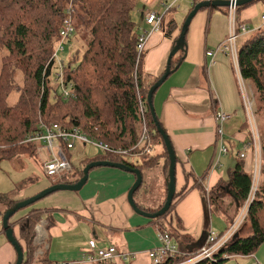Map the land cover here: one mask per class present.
<instances>
[{
  "label": "trees",
  "instance_id": "1",
  "mask_svg": "<svg viewBox=\"0 0 264 264\" xmlns=\"http://www.w3.org/2000/svg\"><path fill=\"white\" fill-rule=\"evenodd\" d=\"M189 1L190 8L183 23L193 7L205 0ZM135 3L136 0H0L2 157L12 158L32 151L31 145L23 143L25 138L37 131L39 124L45 127L56 124L66 129L77 128L88 138L100 141L114 151L121 150L141 156V161L132 164L118 154L99 153L90 159H84L79 168L72 170L68 179L52 182L50 186L61 183L75 184L82 177L83 168L91 162L121 163L131 169H138L142 175L143 185L141 184L133 195L135 202V196L140 189L143 188L144 192L151 191L150 185L143 182V176L147 172L161 168L164 176L167 175L168 154L146 104L149 88L162 73L150 80L143 71L144 51L137 60L136 44L144 29L139 31L129 18ZM257 3L264 4V0H252L236 7V15ZM213 10L226 12L227 7L201 9L198 13L204 11L211 13ZM68 17L73 33L62 42V50L57 51L61 42L62 24ZM183 23L178 25L171 15L161 14V32L166 39L171 38L174 32L178 34ZM77 34L88 36L89 40L80 59L75 52L70 62L65 64L62 61L64 84L66 88H71L72 94L64 99L59 86H53L50 82L57 67L56 60L59 59V54L65 51L67 42ZM177 37L178 35H175L173 44ZM244 40L239 41L237 61L240 76L255 97V117L260 118V177L263 182L260 184L259 181L253 193L246 217L236 233L237 238L221 249L212 260H202L195 264H224L229 257H250L264 243V30H255L253 34L250 32ZM55 52L56 58L53 57ZM182 56L183 53H180L179 59L175 62L172 58L170 69H174L179 61L182 62ZM157 90L153 94L152 104ZM12 96L14 100L10 102ZM140 103L146 107L144 120L151 143L161 148L157 156L141 154L142 149L134 148L139 141L136 125L141 122ZM156 118L164 130L157 114ZM160 160H163L161 166ZM177 161L179 160L176 158V163ZM236 161L227 178L220 179L209 191H204L196 185L200 189L204 204L207 203V211L210 205H215L220 210V218L226 225L224 231L237 217L251 190L252 174L244 171L241 158L237 156ZM184 179V186L175 191L171 206L165 215L150 220L156 233L162 230L169 233L180 253V256L173 257L168 263L188 259L198 250V247L188 248L192 241L187 235L181 234V222L174 215L175 204L187 192L189 180L196 181L191 171H184ZM164 199L155 209L135 203L138 209L155 213L162 207ZM19 201L0 195V217ZM40 212L32 208L19 219L20 221L18 220L17 224L15 223L17 221L13 220L14 215L8 221L23 253L22 264H54L47 259V251L44 249L41 256L34 255L35 227L43 217ZM46 222L47 228L54 224L49 216Z\"/></svg>",
  "mask_w": 264,
  "mask_h": 264
},
{
  "label": "crops",
  "instance_id": "2",
  "mask_svg": "<svg viewBox=\"0 0 264 264\" xmlns=\"http://www.w3.org/2000/svg\"><path fill=\"white\" fill-rule=\"evenodd\" d=\"M258 4L239 12L238 23L246 27L250 25L251 21L256 18ZM263 11L264 7L261 14ZM213 12H216L215 16L222 21L224 32L219 34L217 42L212 43L213 47L209 49L207 43L210 24L206 35L202 23L205 18L209 17L211 20ZM143 14L142 11L140 13L142 19ZM199 16L198 26L187 31L186 53L180 66L158 88L153 103L155 113L179 160L175 166V191H179L185 184L184 171H191L196 178V181L189 180L187 192L174 207V215L181 222V231L192 241L188 248H200L209 231H213L212 225L221 226L222 224V221L218 223L210 217L211 215L216 216L209 208L207 211V203L204 204L198 187L209 191L220 179L227 178L237 162L236 160L230 161V157L224 156L225 158L221 157L218 165L214 166L212 159L216 151L213 106L230 116L224 124V139L227 138V142L234 150L241 148L236 150V156L239 157L248 139V134L244 130L246 114L242 109L236 79L233 77L234 73L230 70V61L228 64L224 58H221L222 54H217L213 64H209V59L205 57L206 50L217 47L228 34L229 21L226 12L214 10L211 13L202 12ZM206 28L207 24H205ZM254 32L252 31V34ZM155 44L156 42L150 41L148 53L155 47ZM143 69L145 72L155 69L156 77L163 73V71L160 72L161 66L150 68L147 64V57L144 59ZM242 160L244 171L251 173L253 170L251 165L254 161H251L250 149L245 150V157ZM158 170L159 176L156 178L152 171L143 176V182L150 185L151 191L144 192L143 188L140 189L135 196L137 204L146 206L145 203L148 202L153 189L157 193L155 201H163L166 176L161 168ZM134 181V175L129 172L109 167L93 168L88 173L87 181L82 189L74 193L79 205L73 204L72 200H68L63 205L56 203L55 208L43 214L41 221L37 224L43 228L45 233V239L40 243L43 244L44 251H47V259L54 263L88 264L84 260V253L89 251L88 243L92 242L93 253L110 246L116 249L115 258L106 264H148L147 252L158 247L159 243L156 229L150 224L151 219L135 214L127 203V192ZM47 187H50V183L43 185L40 190ZM36 209L40 210V208ZM22 216L13 217V220L17 221L16 224ZM48 216L52 218L54 224L47 228L46 218ZM224 229L225 227L220 232L223 233ZM220 232L215 233L220 234ZM44 251L40 250L36 256L43 254ZM14 254V250L8 251L7 261L0 260V264L14 263L16 259Z\"/></svg>",
  "mask_w": 264,
  "mask_h": 264
},
{
  "label": "rangeland",
  "instance_id": "3",
  "mask_svg": "<svg viewBox=\"0 0 264 264\" xmlns=\"http://www.w3.org/2000/svg\"><path fill=\"white\" fill-rule=\"evenodd\" d=\"M254 6V5H253ZM252 7V6H251ZM264 4L259 3L256 7V18H254L253 21H251V24L247 26L249 31H255L259 29L264 30V21L261 19V16L264 14H261L263 10ZM190 8V1L189 0H136V3L134 5L133 10L129 14V18L132 20V22L135 23V26L138 28V30L144 29V31L148 30V26L145 25L143 22L142 16L140 13L143 11L145 14L146 12H153L156 14H167V16L171 15L176 21V23L179 25L183 23L184 17L187 13V11ZM174 10V11H173ZM208 10V9H207ZM214 11V10H213ZM207 13V11H204ZM202 12H199L195 15V17L191 20V23L188 27L192 30L194 27L198 26V23L200 22V16L199 14ZM213 18L209 20L208 18L203 19L202 28H204V31L207 33L208 25L210 24V32L208 35V43L207 47L211 49L213 47L212 43H216L217 38L220 33L223 31V24L222 21L218 18V16H215L216 12H213ZM143 14V17H144ZM261 14V16H260ZM238 14L235 16V22L238 23ZM219 22V23H217ZM205 24H207V28L205 29ZM230 28V26H229ZM228 33V29H227ZM226 33V34H227ZM188 34V32H187ZM177 35V33H173L171 38L166 39L164 37V34L160 32H154L149 35L147 38V41L145 43V49L142 57V62L144 63L145 57H147V64L150 68L161 66V71H164L166 66L167 57L170 53V50L173 46V39ZM228 35V34H227ZM226 35V36H227ZM187 36V35H186ZM247 39V37H246ZM89 40L88 36H80L79 34L75 35L74 38L71 39L70 42H67L65 45V51L61 54H59V60L64 61L65 64L67 62L71 61V58L73 54L76 52L78 59L81 58V55L85 49L86 42ZM187 40V38H186ZM156 42L155 47L148 53L147 49L149 46V43ZM245 41V40H244ZM240 42L238 43L239 46ZM187 45V44H186ZM182 52L177 53L173 58V61H177L179 59V55ZM1 56V53H0ZM221 58H224L226 62L231 61L230 55L228 53H223L221 55ZM181 60V59H180ZM221 63V62H220ZM1 65V60H0ZM75 65V64H74ZM73 65V66H74ZM232 68V69H231ZM147 70V69H146ZM230 70L231 73L233 72V77L236 79L235 72L233 70V66L230 62ZM145 72V70H143ZM146 75L150 80H153L156 78V71L155 69L147 70ZM53 86H55V83L50 82ZM249 91V101L251 103L252 107V114H253V128L250 125V122L248 120V117H246V125L244 126V130L246 134H248V139L251 145L255 144V150L251 148L250 150V157L251 161L254 163L251 165V168L254 169L255 165L257 164L258 167V177H257V185L260 181V184L263 182L262 178L260 177V165H261V131L259 129L260 126V118L255 117V97L249 86H246ZM14 100L13 96L10 98V102ZM244 112V111H243ZM252 131L254 132V141H252ZM250 138V139H249ZM227 138L225 139V146L228 149V154L225 155V157L229 158L230 161H235L237 158L236 156V150H240L241 148H236L235 150L229 145L227 142ZM41 144V141L37 142L34 146H32V151L24 153L19 156H14L12 158H5L0 155V195H6L10 197L13 200H25L24 198L28 197L32 198L44 189L40 190V188L43 185L49 184L51 185L52 182L51 178H46L43 175V167H44V161L48 160L49 157L45 154H38L35 151V148ZM153 147V152L151 154L153 156H157L161 152L160 146L157 144L151 143ZM34 147V148H33ZM135 148V147H134ZM103 151L94 145V143H91L90 140H88V143L86 145H76L74 150H71L68 154V162L72 170H76L80 167L81 162L84 159H90L99 153L101 154ZM126 152V151H125ZM248 152V151H247ZM249 154V152H248ZM122 158H125V160H128L132 164H136V162L141 161V156H137L136 154H123L118 155ZM225 158L224 156H222ZM221 159V158H220ZM217 160V159H216ZM163 160H160L159 164H162ZM121 164V163H118ZM138 170V169H137ZM158 169L153 170V176L156 178L158 177ZM70 172V174H71ZM69 174V175H70ZM141 174V173H140ZM248 174L251 175L249 172ZM142 176V175H141ZM69 178V176H68ZM67 178V179H68ZM61 181V180H57ZM155 184V181H154ZM40 190V191H38ZM38 191V193H36ZM36 193V194H35ZM75 192H67V191H57L53 192L46 197L36 201L35 203L29 205L26 208L20 209L17 213L14 214V217H20L25 212H27L29 209H36L40 208L41 214L48 213L50 209H54V204L58 203L60 205L65 204L68 200L71 201L73 204L79 205L78 200L74 196ZM78 193V192H76ZM35 194V195H34ZM33 195V196H32ZM31 196V197H30ZM166 196V194H165ZM164 196V198H165ZM226 198V197H225ZM157 199V193L155 189H153V192L151 193L148 202L145 203L147 207L150 209H155L158 205L161 204V201H155ZM163 199V198H162ZM56 201V202H55ZM64 208H68V206H64ZM215 216V215H214ZM215 222L220 223L222 221L221 226H216L215 224L212 225L211 229L214 232H220L223 230V228L226 226L223 220L219 217H213ZM164 228L167 229L166 225L162 223ZM220 225V224H219ZM182 228V227H181ZM181 234H184L183 231H181ZM186 235V234H184ZM242 235V233H241ZM36 247V246H35ZM37 248V247H36ZM43 251V246L39 247ZM13 247L7 242L1 228V220H0V260L3 262H6L8 258V251H13ZM221 252V251H220ZM219 252V253H220ZM13 253V252H12ZM15 253V251H14ZM15 255V254H14ZM224 264H264V243L260 245V247L256 250V252L250 256V257H229L226 261H224Z\"/></svg>",
  "mask_w": 264,
  "mask_h": 264
},
{
  "label": "built area",
  "instance_id": "4",
  "mask_svg": "<svg viewBox=\"0 0 264 264\" xmlns=\"http://www.w3.org/2000/svg\"><path fill=\"white\" fill-rule=\"evenodd\" d=\"M229 5L226 10V15L229 21V30L228 35L225 40L220 43L213 50H207L205 52V57L209 59V64H213L214 57L217 54L228 53L231 59V65L233 66V70L236 75V83L238 88V93L240 95L242 106L246 117L250 122L251 127L253 128V114L252 107L249 101V91L247 89V85L244 83L240 76L238 61H237V50H238V42H242L247 35L250 33L249 29L244 25H236L235 16H236V2L237 0H228ZM261 19L264 21V14L261 16ZM143 21L145 25L148 26V30H142L140 36L138 38V42L136 44L137 51V60L140 54L145 49V43L150 34L154 32L161 31V15L147 12L144 14ZM73 33V27L71 24L70 18H66L63 21L62 29L60 31L61 42L58 45L57 51L62 50V42L70 37ZM56 53L53 54V57L56 58ZM57 67L54 69L52 73L51 82L55 83V85L59 86L60 92L63 93V98L66 99L68 96H72L69 87H65L64 78L62 73L63 62L59 59L56 60ZM213 106V105H212ZM140 118L141 122L136 125V131L139 137V141L135 146L136 149H142L141 154H151L152 152V144L150 139V134L148 133L147 126L144 120V116L146 113V107L144 104L140 103ZM213 120L215 123V139H214V147L216 151V155L212 159L214 166L218 165V161L222 156L228 154V149L225 146L224 139V124L228 121L230 116L219 109H216L213 106ZM252 141H254V132L252 131ZM250 139V138H249ZM90 140L91 143H94L95 146L99 147L103 152L102 153H113L118 155L126 154L125 151H114L108 145L90 139L84 134L80 132L77 128L66 129L59 125L53 124L51 126H43L39 124L37 131L33 134L28 135L23 141L24 144H29L34 146L37 142L41 141V144L35 148V151L38 154H45L49 157L48 160H45L43 167V175L46 178H51V181L63 180L67 179L70 172L71 167L68 162V154L71 150H74L76 145H86ZM253 148L255 150V144L250 143V141H246L242 147V151L239 154V158L245 157V150ZM217 159V160H216ZM212 163V164H213ZM252 181H251V190L250 194L246 200V202L239 209V213L235 220L232 222L230 226L223 233H215L213 231H209L204 244L198 248L197 252L188 259L185 260H176L178 262L168 263L173 260V257L180 256L178 253L176 245L172 242L169 233L166 230H162L157 233L158 239V247L155 249L149 250L147 252V257L150 260V264H195L202 260H212L215 255L224 247H226L233 238L236 233L239 231L240 226L242 225L249 204L253 198V193L256 190L257 185V177H258V167L255 165L254 169L251 170ZM35 238L33 241L34 246H36V254L41 250L39 247L43 246L41 244L45 239V233L41 226L35 227ZM41 242V243H40ZM89 251L84 253V260L88 264H106L110 263L116 256V249L114 247H108L105 250L99 251L97 253H93V244L92 242L88 243ZM42 255V254H41ZM39 255V256H41ZM126 260L125 257H123ZM38 264V263H33ZM54 264H74V263H54Z\"/></svg>",
  "mask_w": 264,
  "mask_h": 264
},
{
  "label": "water",
  "instance_id": "5",
  "mask_svg": "<svg viewBox=\"0 0 264 264\" xmlns=\"http://www.w3.org/2000/svg\"><path fill=\"white\" fill-rule=\"evenodd\" d=\"M251 1L252 0H237L236 6L239 7V6L245 5ZM229 4L230 3L227 0H205V1H201V2L197 3L193 7L192 11L187 15V17H186V19H185V21L181 27V30L178 34V37L174 41V44H173V46L170 50V53L167 57L166 66H165V69H164L162 75L149 88L147 95H146L147 107L149 109V112H150V115L152 117L154 126L156 128V131L159 133V135L162 138V141H163V144H164V147H165V150L168 154V159H169V165H168L167 175H166V196H165L164 203H163L162 207L158 211H156L155 213H147V212L141 211L136 206L134 199H133V195H134L135 191L138 190L142 184V176L137 169H131V168H129L123 164L110 163L107 161L91 162L83 168L82 177L75 184H63V183H61V184H56V185L47 187L43 191H41L40 193L35 195L34 197L15 203L10 209H8L4 212V214L2 215V219H1L2 232H3L7 242L13 247V249L15 251L16 259H15L14 264H22L23 263V253H22L21 247L19 246V244L17 243V241L13 235V229L8 223L10 217L13 216L20 209L28 207L29 205L35 203L36 201L46 197L47 195H49L53 192H57V191L79 192L87 181L89 171L93 168L109 167V168L119 169V170H122L124 172L131 173L132 175H134L135 181L132 184L131 188L128 190L126 199H127L128 205L132 209V211L135 214L143 216V217L148 218V219H156L158 217L165 215V213L169 210V208L171 206V203H172V200H173V197L175 194V190H176V184H175V182H176L175 181L176 158H175V153H174V150L172 148L170 139L167 136V134L165 133V131L160 127L159 122L156 118V113H155V110H154V107L152 104V97H153L154 92L166 81L168 76L171 75L172 73H174V71L178 69L181 61H179V64L176 65L174 67V69H170V64H171L172 58L178 52H182L183 53L182 58H184V55L186 53V34L188 31V27L191 23V20L195 17V15L198 13V11L201 9L228 7ZM209 209L213 215H215L217 217L221 216L220 210L215 205H210ZM237 236L238 235L236 234L232 241H234L237 238Z\"/></svg>",
  "mask_w": 264,
  "mask_h": 264
},
{
  "label": "bare ground",
  "instance_id": "6",
  "mask_svg": "<svg viewBox=\"0 0 264 264\" xmlns=\"http://www.w3.org/2000/svg\"><path fill=\"white\" fill-rule=\"evenodd\" d=\"M174 11V10H173ZM174 59V58H173ZM143 85V84H142ZM174 127V126H173ZM29 146V145H28ZM30 147V146H29ZM34 148V147H33ZM27 152V151H26ZM102 157V156H101ZM103 158V157H102Z\"/></svg>",
  "mask_w": 264,
  "mask_h": 264
}]
</instances>
